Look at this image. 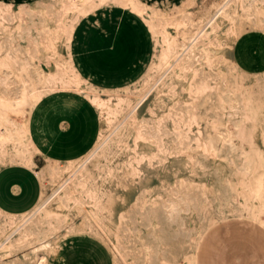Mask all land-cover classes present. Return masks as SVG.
Wrapping results in <instances>:
<instances>
[{
	"label": "bare ground",
	"instance_id": "obj_1",
	"mask_svg": "<svg viewBox=\"0 0 264 264\" xmlns=\"http://www.w3.org/2000/svg\"><path fill=\"white\" fill-rule=\"evenodd\" d=\"M217 1L212 16L203 7L195 17L190 3L187 9L169 0H116L125 9L130 5L129 12L149 24L160 41L157 62L140 89L124 92L99 90L75 75L70 63L54 58L62 36L68 37L66 48L71 50L69 11L88 20L97 4L33 0L13 10L11 3L0 1V170L26 167L42 183L41 196L28 212L0 210V264H50V255H59L57 241L78 231L98 242L105 239L123 264H198L193 251L211 218H253L252 200H260L264 208V165L248 158L252 154L246 152L243 133L259 112L248 110L252 91L231 75L264 74L263 60L242 67L237 63L241 57L236 61L233 54L237 43L248 41L244 36L264 37V0ZM170 26L178 38L167 32ZM229 43L228 60L216 57ZM61 90L92 105L101 122L98 139L81 159L46 158L45 166L35 169L39 151L30 131L38 119L37 105ZM192 116L198 118L197 128L188 126ZM123 151L130 168L142 163L144 172L131 171L137 177L134 197L124 207L119 204L113 217L108 204L116 185L123 183H114L122 165L115 168L110 161ZM96 157L95 166L87 168ZM235 168L248 176L232 187L228 179ZM94 174L100 186L94 184ZM46 180L57 184L49 197ZM52 201L55 206L49 205ZM71 205L79 209L80 225L64 214ZM259 224L264 228V220Z\"/></svg>",
	"mask_w": 264,
	"mask_h": 264
},
{
	"label": "rangeland",
	"instance_id": "obj_2",
	"mask_svg": "<svg viewBox=\"0 0 264 264\" xmlns=\"http://www.w3.org/2000/svg\"><path fill=\"white\" fill-rule=\"evenodd\" d=\"M0 1L11 3L12 9L18 10L19 5L23 3L30 5L33 0ZM142 1L149 4L152 1L161 2L164 0ZM169 1H176L179 7H186L187 3H190L191 6L187 7L194 13L195 17L199 16L203 7L208 8L207 17L212 16L217 9L216 4L219 3L217 0ZM115 2L116 0H104V3L100 4L98 0H91L90 4L94 3L97 5L94 7L95 13L88 18L89 21L76 13L75 10L72 12L69 11L68 18L73 26V39L70 41L71 50L69 53L66 48L69 42L68 37L62 36L56 45L59 55H54V58L63 64L70 63L75 75L93 84L99 90L108 88L113 90L118 89L120 92H124L127 89L135 91L136 89H140L143 84V79L146 78L151 67L157 62L160 41H157V37L149 24L142 22L129 12L130 5L129 8L125 9ZM12 27H15V24ZM166 30L174 38H178L175 27L170 26ZM9 33L10 29H7L5 34L8 35ZM250 35L244 36L248 40L246 43H250L242 50L240 60L247 63L257 62L258 59L260 60L262 58L264 61V37L259 39L257 35ZM230 44L225 48L222 47L221 51L215 54L216 57L228 60L232 52ZM52 64L54 63L52 62ZM38 65L44 72H49L50 69L44 61H39ZM220 71L223 72V69L221 68ZM231 75L237 77L246 88L252 91L251 101L248 103V110L259 113L254 116L253 121L255 123L244 125L245 147L246 152L252 154L251 157H248L249 159H252L253 162L260 161L264 165V74L262 77L242 76L237 72H233ZM186 88H189L188 83L186 84ZM211 89H215V86L212 85ZM72 93L61 90L49 99L42 98L40 100L37 105L39 111L36 113L38 119L30 131L33 138H35L36 132L45 131L46 120L50 119L51 113H56V107L53 108L50 101L53 103L67 102L69 105L65 110L64 116L60 114L54 115L51 123L48 125L53 124L55 120L59 125L62 117L65 118L70 110L75 108L81 101L85 102L81 95ZM215 106V103H213L212 110H217ZM95 114L98 120L96 128L98 126L99 131L101 122L96 112ZM188 122L190 128H197L198 118L196 116L190 117ZM202 124L204 123H199L198 126ZM58 128L60 129L59 126ZM34 141L37 146L35 139ZM123 154L126 155L127 159ZM127 154V151H123L114 160L111 159L110 161L115 168L118 165H122V170L117 173L119 178L114 183H123L115 184V193L112 195V199L108 204V210H111L110 213L113 217L117 216V212L120 210L121 205L119 204H122L124 207L134 197L137 177L131 174V171L134 170L138 174L144 172L142 163L130 168L128 165L129 156ZM97 159L98 157L93 159L87 168L95 166ZM122 160L124 161L122 162ZM113 162L116 163L114 164ZM34 163L36 166L35 169H40L45 166L40 167L43 161L37 160V158L34 159ZM230 164L234 166L232 158H230ZM92 171L95 172L96 169L94 168ZM247 176V172L244 169L235 168L234 173L228 180L230 185L234 187L238 180L244 182ZM93 178L95 179L94 184L100 186L101 182L99 179H96L95 174ZM34 181L39 187L35 177ZM44 185L46 197H49L57 188L56 183H50L47 180ZM103 186L107 188L109 185L106 184V186ZM235 201L240 203L239 196L235 197ZM251 202L253 218L245 217L239 221L234 218L226 220L211 218L208 221L204 230L205 233L197 242L196 249L193 251L194 258L198 264L200 262L202 264H264V228L259 224V220H264V208L260 207V200H252ZM262 202L264 203V197L262 198ZM49 205L55 206L56 201H52ZM112 210L114 213H112ZM63 211L69 222L80 225L81 217L79 216L81 214L77 206L71 205L68 209H63ZM62 238L56 243V246H60L57 251L62 248L59 256L53 259L55 255V252H53L49 257V262H52L53 259V264H123L119 261L116 252V255L114 254L115 250L105 239L98 242L95 239H91L87 233L81 231L74 232ZM2 239L3 237L0 236V241ZM4 262L7 263V260H4Z\"/></svg>",
	"mask_w": 264,
	"mask_h": 264
},
{
	"label": "crops",
	"instance_id": "obj_3",
	"mask_svg": "<svg viewBox=\"0 0 264 264\" xmlns=\"http://www.w3.org/2000/svg\"><path fill=\"white\" fill-rule=\"evenodd\" d=\"M240 43L233 47L236 61L241 57L242 50L247 47V43H244V45ZM234 49L236 52H234ZM262 60V58L258 59L257 63L255 62L253 65L261 64ZM239 62L237 61L242 67H252V62L241 61L244 63L243 65ZM68 105L67 102L57 103L56 113H51L50 119H47L45 123V131L36 132L35 140L39 152L35 154L34 159L37 158V160L43 161L40 167L46 164V158L59 162L81 159L94 147L98 139L100 130L98 131V126L96 128V123L98 122L96 111L87 101H81L75 108L70 110L65 118L62 117L61 125L60 122L58 125L56 120L53 124L48 125L54 115L60 114L64 116ZM97 131L98 134L96 136ZM33 176L39 184L40 191ZM41 193V183L30 169L22 166H10L0 170V210L4 213L23 214L28 212L36 205ZM61 250L62 248L58 254H60ZM55 257L54 255L53 259ZM53 259L50 264H53ZM200 264L202 263L200 262Z\"/></svg>",
	"mask_w": 264,
	"mask_h": 264
}]
</instances>
